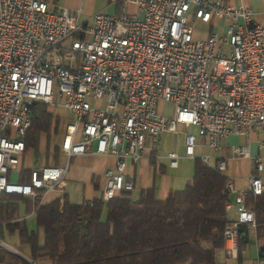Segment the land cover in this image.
I'll list each match as a JSON object with an SVG mask.
<instances>
[{
    "label": "built area",
    "instance_id": "1",
    "mask_svg": "<svg viewBox=\"0 0 264 264\" xmlns=\"http://www.w3.org/2000/svg\"><path fill=\"white\" fill-rule=\"evenodd\" d=\"M126 2L134 12L122 7L118 14L99 11L82 20L81 3L71 10L44 0H0V199L19 195L39 202L63 186L70 157L99 154L115 159L98 198L107 202L132 190L125 168L143 157L146 143L154 147L179 125L195 127L213 152L230 134H264V21L257 22L250 7L221 0ZM190 14L205 25L221 21L224 32L195 38ZM40 102L72 114L60 142L66 162L22 169L31 108ZM160 102L172 106L171 117L158 112ZM195 141L185 133L186 157H194ZM232 154L250 157L241 145ZM165 157L177 166L175 151ZM201 160L225 177L227 195L234 193L226 208L235 215L222 239L225 256L235 258L239 228L255 226L246 198L263 193V156L253 157L242 190L224 175L223 159ZM1 250L17 253L0 239ZM257 264H264V253Z\"/></svg>",
    "mask_w": 264,
    "mask_h": 264
},
{
    "label": "trees",
    "instance_id": "2",
    "mask_svg": "<svg viewBox=\"0 0 264 264\" xmlns=\"http://www.w3.org/2000/svg\"><path fill=\"white\" fill-rule=\"evenodd\" d=\"M31 112L24 144L37 156L40 135L55 133L57 118L41 103L33 104ZM224 184L223 175L197 159L191 183L162 201L154 198L152 189L136 202L125 191L107 202L93 199L91 205L63 198L37 206V199L33 205L36 226L43 230L42 246L37 233L17 220L18 196L13 195L0 199V228L16 234L20 246H29L34 263L44 259L51 264H215L227 222ZM24 202L32 205L31 200ZM246 202L255 215L256 237L264 238V196L249 195ZM246 232L247 226L239 228V243L247 242ZM0 263L29 264L2 252Z\"/></svg>",
    "mask_w": 264,
    "mask_h": 264
},
{
    "label": "crops",
    "instance_id": "3",
    "mask_svg": "<svg viewBox=\"0 0 264 264\" xmlns=\"http://www.w3.org/2000/svg\"><path fill=\"white\" fill-rule=\"evenodd\" d=\"M53 7H65L71 10L76 9L80 3L82 7V20H89V18L96 12L103 11L110 14H118L121 8L124 7L128 12H134L133 5L126 2V0H44ZM214 1V0H209ZM231 5H245L250 7L255 13V20L257 22L264 21V0H221ZM108 13V14H109ZM189 23L194 19L189 15ZM196 22L193 26V36L195 38L206 37L209 32H224V27L221 21H214V26L205 25ZM161 107H166L168 112L160 113L165 117L173 115V108L170 104L160 102ZM60 107V106H59ZM158 110V107H157ZM53 116H59L60 121L64 124L72 118V114L63 108H55L48 111ZM68 113V118L65 113ZM159 112V111H158ZM65 127V126H64ZM64 132V129H63ZM192 133L196 136L194 146V157L189 158L184 155V135L185 133ZM167 134V133H166ZM179 135V143L174 149H163V140L159 142V146L152 147L148 142L143 151V157L135 164L129 163L125 168L126 178L131 179L133 187L128 191L129 199L131 201H138L142 194L149 189L153 190V195L156 200L162 201L166 199L171 191L182 190L186 185L191 183L194 175L195 160H201L207 157L210 164H214L216 160L223 159L226 163L224 175L230 177L234 181L236 190H242L247 187V176L253 165V157L257 155L263 156L264 167V147L260 149L258 143L264 139V134L260 132H253L248 137L230 134L221 140L218 151L213 152L206 144L204 137L196 135V128L192 126L179 125L177 129ZM63 135V133H62ZM62 135L55 139L50 147L40 148V144L45 141V134L39 137L38 157L34 155L31 148H26L23 158L21 160V168H36L45 165L60 166L66 162V156L60 149V142ZM165 135V134H164ZM162 135V137L164 136ZM161 137V139H162ZM60 139V140H59ZM246 146L249 158L233 156L232 150L235 146ZM42 147V146H41ZM168 151H175L179 155L176 167H170L165 154ZM46 153V154H44ZM35 157H34V156ZM46 155V156H45ZM43 157L40 161V157ZM34 157V158H33ZM202 161V160H201ZM115 159L108 155L99 154H80L74 155L68 160V167L63 179V186L45 193L38 202V206L50 203L54 200L62 201L66 198L69 203L82 204L85 201L97 199L100 197L102 188L105 182V171L114 166ZM263 179V193L264 196V168L260 172ZM13 196V195H12ZM17 197L18 218L22 220L29 232L37 233V242L39 246L43 244V230L37 228L35 218L34 201L31 200L32 205L26 206L25 200L30 201L29 198L14 195ZM234 193L228 195V200L232 201ZM235 211L233 207L226 208V219L234 218ZM106 210L104 209L101 215L102 220L105 219ZM27 223V225H26ZM5 237H10L3 231ZM246 241L240 242L238 240V251L235 258H227L224 254L223 246L215 251V264H257L260 257L261 249L264 248V238H257L255 230L252 227H247ZM205 247H210L209 243ZM24 254L17 251L21 259L27 261L29 264H51L49 261L41 259L37 262H32L30 259V248L28 245L22 246ZM187 264V263H185ZM204 264V263H201Z\"/></svg>",
    "mask_w": 264,
    "mask_h": 264
},
{
    "label": "rangeland",
    "instance_id": "4",
    "mask_svg": "<svg viewBox=\"0 0 264 264\" xmlns=\"http://www.w3.org/2000/svg\"><path fill=\"white\" fill-rule=\"evenodd\" d=\"M107 13H109V11H107ZM194 20L195 19H193L192 22H190V25L196 26V22H194ZM40 103L41 104H44L46 106V108H47L48 111L51 110V109L60 108L59 105H57V104L50 105V104L43 103V102H40ZM168 110H170V109H167L166 107H163L162 108L161 107V103L158 104V111H159V113H166V112H168ZM169 112H171V110ZM54 117L57 118L56 132L55 133H51V135L49 137H47L45 135L46 136L45 141H43V143L40 144L41 150H42V148H46V151H47V149L50 147V144L51 143H54L55 142V139L58 138L59 136H61L62 133H63V129H64V126H65L64 121L62 123L60 121V117L59 116H54ZM65 117L68 118V113L67 112L65 113ZM161 137L162 136L158 137L155 145L158 147L159 146V142L163 140V149L164 150L165 149L166 150L167 149H174V148L177 147V145L179 143V135L177 134V132H175V133H167V134H165L162 137V139H161ZM44 154H46V153H44ZM42 158L43 157L41 156L40 157V161L42 160ZM12 181H14V179H12ZM26 225H27V223H26ZM4 230H5L4 227H3V229L0 228V231H2V234L0 233V239L2 241L7 242L12 248H15L18 252L24 254L25 252L23 251L22 246H20V243H19V240H18L17 235L16 234H9L6 231L9 234L10 237H5V235L3 234V231ZM0 252H2L6 256H9V255L20 256L17 253H11V252H9L7 250H1ZM0 264H7V263H0Z\"/></svg>",
    "mask_w": 264,
    "mask_h": 264
}]
</instances>
